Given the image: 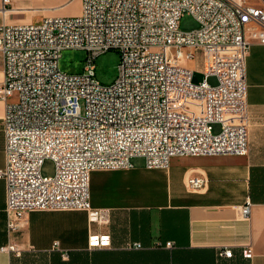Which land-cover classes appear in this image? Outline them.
Returning a JSON list of instances; mask_svg holds the SVG:
<instances>
[{"label": "built area", "instance_id": "built-area-1", "mask_svg": "<svg viewBox=\"0 0 264 264\" xmlns=\"http://www.w3.org/2000/svg\"><path fill=\"white\" fill-rule=\"evenodd\" d=\"M12 2L2 0L3 8ZM184 14L198 27L182 30ZM254 42L264 44V5L247 0H81L76 14L1 23L0 178L9 233L35 210H84L91 222L109 221V210L91 202L96 169H128L135 157L148 169H167L173 157L247 154V58ZM70 48L87 52L82 72L60 69L61 53ZM114 48L121 53L118 75L105 84L95 60ZM47 158L55 162L51 176L42 174ZM203 183L188 179L192 189ZM239 214L251 217L250 201ZM88 245L108 247L111 236L90 233ZM126 246L143 247L139 241ZM2 249L20 253L12 239ZM233 254L230 246L218 251ZM242 254L253 258L252 247Z\"/></svg>", "mask_w": 264, "mask_h": 264}, {"label": "crops", "instance_id": "crops-1", "mask_svg": "<svg viewBox=\"0 0 264 264\" xmlns=\"http://www.w3.org/2000/svg\"><path fill=\"white\" fill-rule=\"evenodd\" d=\"M41 1H50L44 10L48 14L35 9L23 15L13 4L4 9L0 0V24L64 15L62 10L75 0ZM27 18L32 21H23ZM3 68L0 54V83ZM247 82V154L173 157L167 169H148L142 157H135L142 162L136 164L133 158L128 169H96L90 176L91 202L109 210L105 223L91 222L84 210H35L23 228L11 234L6 184L0 178V264H264L263 43L250 47ZM5 109L0 100V169L5 165ZM193 176L204 179L198 189L188 185ZM247 201L250 218L239 214ZM93 232L110 234L111 245L91 248L88 236ZM10 239L19 244L20 253L2 249ZM131 241L143 247L127 248ZM168 241L171 247L165 245ZM248 245L254 252L251 259L242 254ZM226 246L232 247L233 257L218 255Z\"/></svg>", "mask_w": 264, "mask_h": 264}, {"label": "rangeland", "instance_id": "rangeland-1", "mask_svg": "<svg viewBox=\"0 0 264 264\" xmlns=\"http://www.w3.org/2000/svg\"><path fill=\"white\" fill-rule=\"evenodd\" d=\"M248 2H252L254 0H247ZM50 1H41V0H13L12 4L15 9L20 13L30 14L31 10H42L45 14L48 12L44 11L48 9L51 3ZM32 3V4H31ZM255 3L258 5H263V0H255ZM81 0H75L68 6L64 8L62 11L66 12V14H76L80 11ZM35 20V19H33ZM23 21H32V19L27 18ZM199 23L196 19L190 14H184L181 19L180 28L182 30H191L197 28ZM87 52L82 49H64L61 53V57L59 60V67L61 70L68 73H79L84 70V66L86 63ZM121 53L118 49H110L103 53H101L95 60L96 65V77L102 83L110 84L114 82L118 75V64L120 62ZM191 65H195V62H190ZM202 80V74L197 70L195 73L194 81L199 82ZM212 83H215L213 79H210ZM220 130L219 125L214 126V131L218 132ZM143 159H134V163L139 164ZM55 172V162L47 158L45 159L42 166V174L44 176H51Z\"/></svg>", "mask_w": 264, "mask_h": 264}]
</instances>
